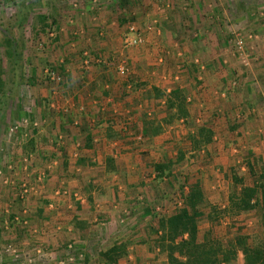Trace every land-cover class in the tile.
I'll return each instance as SVG.
<instances>
[{
	"label": "crops",
	"instance_id": "1",
	"mask_svg": "<svg viewBox=\"0 0 264 264\" xmlns=\"http://www.w3.org/2000/svg\"><path fill=\"white\" fill-rule=\"evenodd\" d=\"M223 1L227 3L226 8H228L230 6L229 1L232 0ZM248 1L238 0V5L234 10H231L225 9L223 5L220 8L218 4L216 8L212 7L213 0H203V2L196 0L190 5L191 9L186 10L184 8V12L176 21L170 20L171 17H160V19L168 20L165 21V26L161 27L159 24L160 27L157 25L148 27V32L142 34L143 37L147 36L144 40L145 43L131 49H120L123 44L122 38L113 39V37H109L108 41L102 43V49L106 57H110L111 63L122 54L129 57V77L121 78L114 65L111 69H108V66L105 71L103 69L105 64L96 63L95 70L90 68L91 72L86 73L89 76L87 79L90 78V80L83 81L85 86L77 94L84 96L79 105L70 102V94L74 93V90L71 91L68 87L60 91V94L64 93L67 96L65 99L68 98L66 101L63 100V103L61 102L63 107L59 106L60 102H58V106L52 103L49 107L52 110H60L62 116L55 114L48 121L45 119L44 123L47 122L48 125H45L41 131L34 132L31 140L34 147L32 149L38 152V156L59 159L62 165L50 172L51 177L45 186L47 196L49 199L53 198V201H48L57 206L51 213H54L52 215L56 218L61 217L60 222L63 226L58 227L60 224H57L58 220L52 215L49 216L50 221L45 224H43L44 220L40 221V224L37 223L38 219L35 216L32 214L30 216V226L35 228L40 225L43 229V233H39L37 237L48 243L46 248L49 252L53 253L58 249L59 251H67L69 244H66L71 240H75L73 243L76 244V252L85 254L94 251L101 243L103 246L108 239L103 238L106 233L104 234V230H100V224L94 225L98 219L107 220L118 217L124 218L125 222H130L131 220L138 221L144 217L152 216L153 218V215L156 216V214L170 217L178 208L182 207V203L178 201L176 209L169 210L167 208L168 200L159 199V196L153 197L157 202L151 205L148 188L155 187L160 181L168 183L170 177L173 180L177 179L178 171H174V167L162 174L156 169V166H169L178 160L181 147L179 151L175 152L173 150L172 152L168 151V147L171 143L174 145L171 139L177 140L179 143L182 142L180 133L182 135L185 133L181 132V128L185 125H180L184 123L187 125V123L191 124L192 121L193 123L201 122L202 125L199 127H205L213 133L211 142L202 146L200 149L202 151L199 153L204 152L203 149H212L218 139L217 137H219L215 126L220 121L228 123L230 118L241 127L246 123L243 131H246L248 137L242 136V130L240 132L235 131V136L230 135L229 139L236 142L237 147L232 151L230 150V155H227L229 159L224 157L226 154H223V158L220 159L223 163L217 165H221L227 173V183L225 182L227 185L233 184V179L229 176L237 168H240L241 172L242 170L243 172L244 170L250 172L248 163L254 169H256L257 159H261L264 163V56L260 58L262 62L254 63L255 59L259 60L256 58L257 55L264 52V43L253 41L247 44V50L252 55L254 53L256 57L252 60L253 63L249 68L244 70H242L244 57H242L237 43L238 36H241L239 30L251 27L249 23L242 28V17H247V14L250 15V13L253 14L256 3L262 2V5L264 0ZM185 3H183L184 6H187L188 3ZM250 3L251 5H248ZM243 6L246 8L243 10L244 13H242ZM103 7L114 8L110 3H104ZM201 7L207 10L212 8L211 11L207 12L206 18L201 16ZM251 7L253 8L251 9ZM109 12L113 14L112 11ZM132 14L135 15V13ZM230 14L237 16L234 18L236 19L234 24L231 23ZM154 23L156 24L157 21ZM166 23L169 25L166 26ZM258 26L261 27L259 30H264V25ZM235 27L238 33L236 32L237 34L235 33V36L232 37L229 34ZM170 28L174 31L172 35L169 32ZM185 29L190 32L189 38L191 40L183 35ZM134 36L135 34L131 37ZM185 38L187 41H184ZM188 42L191 44L189 45ZM14 44L18 46L17 41ZM160 49H162L161 51L165 50V54L161 55ZM18 55L19 59L32 64V72H35L36 76L39 75V66L42 62L45 64L52 62L55 66L57 65L55 64L57 58L49 52L43 54L32 51L28 56L26 52L23 56L21 53ZM154 58L157 59L154 66L151 67L149 62ZM188 58L191 59L193 66L191 72L185 69L181 73L179 70L185 65L180 64L182 62L187 63L186 59ZM84 59V62H87L88 58L82 57L81 69ZM243 60V63H246L247 60L245 61V58ZM89 61L95 63V59ZM161 61L162 63H160ZM172 61L176 63V69L170 67L169 62ZM61 62L62 65L60 66L66 73L63 74V77L69 76L70 78L67 84L78 76L80 79L85 78L84 76L80 77L79 72L70 70V64L65 65L64 60ZM143 67L149 71H145ZM45 72L47 77L51 79L48 72L52 73L53 71L46 69ZM185 72H188L191 82L194 79L197 80L196 90L190 89L192 83L187 86L186 80L180 79V75L185 74ZM171 78H174L176 82L170 81ZM199 80L203 81L198 82ZM156 90L163 93L162 98H154L157 102L153 99L155 94L153 92ZM180 90L186 93L188 117L186 119H171L170 117L174 113L169 111L167 102L171 94ZM46 91L47 95L43 97L50 100L49 96L52 89L49 87ZM77 95H73L71 98L73 99ZM196 98L199 103L201 101L202 103L199 104ZM243 99L245 102L247 101V106L242 108ZM81 105V111H78V106ZM74 110H77L78 114H75ZM202 110L205 111L204 118L200 117ZM214 115H217L215 119L213 118ZM189 129L188 135L185 133V136L195 135L199 128L193 130L189 127ZM220 149L221 147H219ZM191 153L189 152V154ZM187 156L188 154H186ZM5 160L6 153H3L0 155V164L4 167L7 163ZM193 167L196 168L195 171L201 169L197 165ZM193 167L190 169L191 173H185V175L194 174ZM145 173L150 178L144 177ZM59 175H62L61 181L56 185ZM205 176L207 179V175ZM187 180L190 185L198 183L202 187V183L199 181L193 183L189 181L192 178ZM196 180L199 179L196 178ZM206 182L208 183L205 185L211 183L208 180ZM185 187L187 193L189 188ZM67 191V196L59 198L60 200L57 201L54 200L56 194ZM180 198L183 201L182 197ZM116 205L121 206L120 214H116L117 212L114 211L117 208ZM12 212H21V206H13ZM253 212H245L243 215L250 216ZM5 214L6 212L2 211L0 219L7 217ZM20 229L23 230V227ZM28 229L30 234L34 233L33 228ZM135 232L138 234V231ZM149 232L150 235L153 233L157 236L155 230ZM28 234L26 232L23 236H28ZM141 235H147L146 231H142ZM21 237H19V241L17 240L16 245L18 246L26 244L24 240H21ZM0 238H4L2 231H0ZM139 241L141 240L129 241L126 239L118 243L114 241L113 244L110 242L109 248L119 243L129 244L126 255L131 260L132 256H129V251L143 247L137 245L140 243ZM152 247L154 248V245ZM99 259V264H105L103 258L100 257ZM124 260V257L121 258L118 264L124 263Z\"/></svg>",
	"mask_w": 264,
	"mask_h": 264
},
{
	"label": "rangeland",
	"instance_id": "2",
	"mask_svg": "<svg viewBox=\"0 0 264 264\" xmlns=\"http://www.w3.org/2000/svg\"><path fill=\"white\" fill-rule=\"evenodd\" d=\"M237 1L238 0L229 1L230 6L226 8L227 3H224L223 0H213L212 7L216 8L218 4L220 8L223 5L225 9L234 10L238 5ZM184 2L188 3L187 6H184ZM195 2L196 0H0V155L6 153L7 160V166L5 165L4 167L0 164V213L4 211L6 212L5 216H7L0 219V231L4 232V238H0V247H5L10 243L16 245L19 241V237L22 236L21 240L26 242V244L18 246L22 250V258L33 257L34 259H38L39 262L36 264H60L62 261L66 262L69 258L68 248L67 251H59L58 249V251L56 250L53 253L49 252L46 248L48 247V243H45L42 239L37 237L39 233H43L41 226L38 225L39 227L35 228L30 226L31 214L38 219L37 223L44 220L43 224L49 222L51 215L54 214L51 212L54 211L57 206L55 203H50L48 201L53 198L49 199L47 196V188L45 185L51 177L50 172L62 166L59 159L43 158L42 155H37L38 152L32 149L34 148L31 141L33 134L37 130L41 131L45 125H48L47 122L44 123L45 119L48 121V119L55 116V114L62 116L59 112L60 110H52L49 106L52 103L57 105L58 102H60L59 106H62L61 102L63 100L66 101L68 98L65 99L67 96L64 93L60 94V91L68 87L69 90H74V93L70 91L71 96L77 95L79 90L85 86L83 81L90 80V78L87 79L89 76L86 75V73L91 72V70H89L90 68L95 70L96 63L105 64L106 67L103 66V69L107 70V67L109 66L108 69H111L112 65L116 66L117 69L122 61H126L130 70L129 57L125 54H122L119 58L117 57L114 62H110V57H106L101 46L104 41H108L109 37H113V39L122 38L123 44L120 49L134 48L126 44L128 39L133 40L138 33H141V35L145 32L147 33V28L150 26L154 27V25H157L158 27L159 24L161 27L165 26L164 23L168 20L163 18L160 19V17L165 16L168 18L171 17L170 20H178L179 16L184 12V8H186V10L191 9L190 5ZM199 2H203V0H199ZM104 3L113 5V10L103 7ZM261 3H256L254 8L251 7V9L253 8V11H255L252 12L253 14L250 13V15H248L246 13L247 17H242V28L249 23L251 26H248L249 28L247 29L239 30L241 36H238V42H242V48L240 49L238 47V49L241 50L242 57L245 58V61L247 60L246 63H249H243V58L242 70L249 68L253 63L252 60L256 57L254 53L252 55V53L247 50V44L253 41L264 43V30H259L261 27L258 26L264 25V4L261 5ZM248 5H251V3ZM201 8V16L206 18L207 12L211 11L212 8H208V10L204 7ZM244 9L246 8L243 6L242 13H244ZM109 11H112L113 14ZM132 13H135V15ZM43 16H46L47 19H42ZM235 17L237 16L234 14L229 16V18L232 19V24L236 21V19H234ZM53 21H55L56 24L52 23ZM154 21H157V23L155 24ZM167 24L168 23H166V26ZM132 27H135L138 32L132 33ZM169 32L171 35L174 34L171 28ZM236 32L238 33V30L235 27L234 30H231L229 35L233 37ZM134 34L135 36L131 37ZM183 35L188 37V40H191L189 38L190 32L188 29H185ZM143 38L146 40L147 36ZM6 39L13 40L14 42L17 41L18 53H21L22 56L25 52L27 56L30 55L32 51L43 54L49 52L57 58L55 62L57 65L55 66L52 62V65L49 62L48 64L42 62L39 66V75L36 76L37 74L32 72V64H30V62H24V60L13 56L14 52L9 51ZM184 41H187V39L185 38ZM188 44L190 45L191 43L188 42ZM189 49L191 50V47H189ZM161 50L162 49H160L159 53L161 55L165 54V50ZM190 53L191 51L188 54L190 55ZM261 56H264V52L257 55L256 58L259 60L255 59L254 63H259V61L262 62V60H260ZM82 57H87L88 59L86 60L87 62H84L85 59L83 60L81 65L83 68L81 69L80 62ZM90 59H95V63L89 61ZM156 59L157 58H154L149 62L151 67L154 66ZM61 60L65 61V65L70 64V70L73 69L79 72L80 77L84 76L85 78L80 79L77 75L78 77L67 84L70 80L68 81L67 78L63 77L65 72H63L64 70L60 66L62 65ZM186 60L187 63L182 62L180 64L183 66L185 65V67L180 68L179 71H181V73L185 71V69L191 72L193 67L191 59L188 58ZM169 64L172 69H176V63H174V61L169 62ZM143 68L145 71L148 70L146 67ZM46 69L53 71L52 73L48 72L51 79L47 77L45 72ZM183 75H180V79L182 78V81L186 80L185 84L187 86L192 83L190 89L193 91L196 90L197 80L194 79L191 82L188 72H185ZM120 77L123 78L122 76ZM127 77H129V73ZM170 81L173 82L175 80L171 78ZM177 81L180 82L181 80ZM202 81L203 80H199L198 82ZM49 87L52 89L49 96L50 100L43 97L47 95L46 90ZM154 93L155 91L153 94ZM155 95L156 93L153 99H157ZM71 96L70 102H75L76 105L80 104L79 102L82 101V97L84 98L83 95H77L73 99ZM244 99L242 100V108L247 106V101L245 102ZM196 101L198 102L199 100L196 98ZM200 103H202V101ZM80 108H82V105L78 106V111H81ZM156 108L158 109V107ZM74 113L78 114L77 110H74ZM201 114L202 116L200 117L204 118L205 111L202 110ZM215 117H217V115H214L213 118L215 119ZM222 123H224V125H222ZM183 125H185V129L183 127L181 128L182 131H180L188 135V131L190 130L189 127L194 130L199 128L202 123H193L192 121L191 124L187 123L186 125L184 123L180 126ZM244 125H246V123H244ZM244 125L241 127V125L230 118L228 123L220 121V123L215 126L219 134L217 141L212 146V149H203L204 152L201 153H199L202 151L200 150L201 148L197 150L193 148L189 136H185V133L183 135L180 133L182 142L179 143L177 140L171 139L174 145L171 143L173 146L170 144L168 147V151L171 152L172 150L174 152L179 151L180 147L182 149L179 151L180 155L178 160L169 164L171 168H169V170H172L174 167V171H178L177 179L173 180V178L170 177L168 183L160 181L155 187L148 188L149 199H151L149 202L151 205L157 202L153 197L159 196V199L163 198L168 200L169 203L167 204V208L172 210L173 208L176 209L178 201L179 203L183 202L180 198L182 187L186 184L190 185L187 179L192 178V180L189 181L193 183L195 181L201 182L205 200L200 206V210L205 217L199 221L200 237L219 240L225 247L231 245L237 236L242 235H247L255 241H264L262 211L253 212L250 216L238 214L225 215L223 217L219 215L214 220L207 217L215 207L224 209L229 205V197L235 190L234 184H226L227 173L221 165H217L223 163L220 161V159L223 158V154H226L224 157L229 159L227 155L230 153V150L232 151V149L234 150L237 147V143L229 139L230 135L233 134L235 136V131L240 132V130H242V136H246V131H243ZM258 145L260 144L258 143ZM219 147H221L220 150ZM189 152L192 153L189 154ZM186 154H188L187 157ZM195 165L201 169L195 171L196 168L193 167ZM263 166L264 163H262V160L257 159L255 171L260 173L264 169ZM191 167L194 168V174L185 175V173H191ZM233 174L241 177L247 185H252L256 179L251 172L246 170H244V172L242 170L241 172L240 168H237L231 175ZM173 175H175L174 172ZM205 175H207V179ZM231 175L229 176L230 178L232 177ZM61 177L62 175L57 177L56 185L61 181ZM144 177L150 178L146 173ZM196 178L199 180H196ZM207 180L211 182L209 185H205L208 183L206 182ZM24 185H27V188H29V193L22 198L21 190ZM67 195L68 191L66 193L61 192L54 196V200H60L59 198H64ZM17 205L19 207L21 206V212L13 213V206L17 207ZM116 206L117 208H115L114 211L117 212L116 214H120L121 206ZM52 216L58 220L57 224H60L58 227H62V222H60L61 217L58 216L56 218V216ZM35 220L34 218V221ZM122 221H124V223H122ZM99 224L100 230H104V234L106 233V236L103 238L108 239V241L104 242L103 246L101 243L96 249L94 248V251L92 250V252L89 251L85 254L83 252H76V244L73 243L75 240H71L66 244H72L74 252L84 254L83 260H78L74 264H99V258H102L101 253L107 250L111 243L113 244L114 241L118 243L126 239L129 241L141 240L137 245L143 247L137 250H130L129 256L131 255L132 259L129 260V257L126 255L124 256L125 262L121 264H168L167 254L159 252V246L155 243L157 239L156 234L152 233L150 235L149 232L156 229L158 225V221L155 217H144L138 221L131 220L130 222H125L124 218L120 219L117 217L107 220L98 219L97 222H94V225ZM22 227L23 230L20 229ZM80 227H82V225ZM28 228H33L34 235L30 234L31 232ZM94 230H96V228H94ZM135 231H138V234ZM142 231H146L147 235H141ZM26 232L29 233L28 236H23ZM153 245L154 248L152 247ZM37 251H40V254ZM58 252L61 253L59 254ZM0 264L15 263L10 258L3 257L2 259L0 258ZM229 264H245L242 254L239 253L234 262Z\"/></svg>",
	"mask_w": 264,
	"mask_h": 264
},
{
	"label": "trees",
	"instance_id": "3",
	"mask_svg": "<svg viewBox=\"0 0 264 264\" xmlns=\"http://www.w3.org/2000/svg\"><path fill=\"white\" fill-rule=\"evenodd\" d=\"M42 19L47 18L43 16ZM52 23L56 24L55 21ZM6 40L9 51L14 52V57H19L18 46H15L13 40ZM67 80H70L69 76H67ZM155 93V97L162 98L161 91L156 90ZM167 103L169 111L174 113L170 117L171 119H186L188 117L184 91H175ZM189 137L193 148L197 150L211 142L213 133L205 127H199L195 135ZM247 165L256 178L255 181L252 185H247L241 177L233 174L235 190L229 197V205L224 209L215 207L207 215L211 220L219 215L224 217L225 215L262 211L264 222V169L257 173L252 165L249 163ZM169 168V166L163 165L156 166V169L162 174ZM185 186L189 188L187 193ZM181 197L183 199L182 207L178 208L172 216L153 215L158 221V225L154 229L158 236L155 240L156 245L159 246V252L167 254L168 264H229L234 262L239 253L242 254L245 264H264V241H255L247 235H242L237 236L231 245L225 247L219 240L200 237L199 221L205 217L200 210V206L205 200L201 185L198 183L183 185ZM128 245L119 243L103 251L101 256L105 260V264H117L121 258L126 256Z\"/></svg>",
	"mask_w": 264,
	"mask_h": 264
},
{
	"label": "built area",
	"instance_id": "4",
	"mask_svg": "<svg viewBox=\"0 0 264 264\" xmlns=\"http://www.w3.org/2000/svg\"><path fill=\"white\" fill-rule=\"evenodd\" d=\"M131 32H138L135 27L131 28ZM144 43V38L141 35V33H138L136 37H134L133 40L128 39L126 41V44L129 47H138L141 44ZM238 47L241 49L242 48V42H238ZM162 63V61H161ZM118 74L122 76L123 78H127L128 73H129V68L127 66L126 61H122L118 67H117ZM29 193V188H27V185L23 186V189L21 190L22 198H24L27 194ZM183 203V202H182ZM68 251H69V258L66 260V262H60V264H74L78 260H83L84 254L83 253H76L74 252L73 245L70 244L68 246ZM40 254V251H37ZM10 258L14 263L16 264H36L39 262L38 259H34L33 257L31 258H22V250L18 247V245L15 244H7L5 247H0V258Z\"/></svg>",
	"mask_w": 264,
	"mask_h": 264
}]
</instances>
